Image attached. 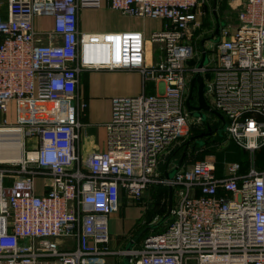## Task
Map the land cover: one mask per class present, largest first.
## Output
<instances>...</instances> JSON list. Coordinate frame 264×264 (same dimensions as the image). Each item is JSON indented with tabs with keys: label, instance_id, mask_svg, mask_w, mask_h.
<instances>
[{
	"label": "built area",
	"instance_id": "obj_1",
	"mask_svg": "<svg viewBox=\"0 0 264 264\" xmlns=\"http://www.w3.org/2000/svg\"><path fill=\"white\" fill-rule=\"evenodd\" d=\"M223 1L238 9L237 25L220 23L213 43L216 25L203 28V17ZM103 6L164 21L151 36L162 57L146 64L140 32L82 33L80 12ZM42 17L52 29L36 28ZM87 70L137 71L156 92L113 97L105 151L82 159ZM197 72L227 138L250 154L264 147V0H0V264H106L121 193L138 200L152 184L174 192L170 224L116 253L134 264H264V171L232 165L218 177L205 158L159 178L164 157L201 123L185 103ZM37 177L48 181L44 195Z\"/></svg>",
	"mask_w": 264,
	"mask_h": 264
},
{
	"label": "crops",
	"instance_id": "obj_2",
	"mask_svg": "<svg viewBox=\"0 0 264 264\" xmlns=\"http://www.w3.org/2000/svg\"><path fill=\"white\" fill-rule=\"evenodd\" d=\"M149 20V18L125 16L118 11L103 6L98 10L81 11L79 14V29L84 34L142 33L145 38V61L149 65L162 57V45L157 44L158 48L150 51L151 36L155 32L163 31L165 26V24L162 27L160 25L153 26L149 23ZM215 21L217 25L216 18ZM219 23L222 22L219 21ZM35 26L38 30H50L53 26V19L51 17L37 18ZM153 53L157 54V57ZM148 86L149 83H146L143 88L141 75L137 71L87 70L80 73L78 93L85 103V108L80 115V121L84 125V129L78 144L79 154L82 159H86L92 152L105 151V124L110 120L111 116V99L113 97L136 96L142 92L147 94ZM158 87L160 88V85ZM155 92V89H153L150 94ZM193 96L195 100L191 104L195 106L196 89L193 92ZM9 119L13 122L17 120L15 105L11 108ZM168 170L169 168L166 167L162 175L163 178H165L164 175L168 173ZM47 182L44 179L42 189L36 192L38 195H44L48 192L45 187ZM167 189L169 198V188ZM149 190H152L150 193H153V184L152 186L150 185ZM174 205L175 196L172 191V208ZM125 207L128 209L124 210ZM122 209V217H120ZM158 220V215L153 216V222L145 227L144 209L141 203L124 202L122 205L120 203L118 212L108 217L110 237L108 248L115 253L106 256V264H134L129 262L127 257L116 252L128 249L139 250L147 236L157 233ZM69 242L73 243L72 241H67V243ZM60 244L65 246L66 241H60Z\"/></svg>",
	"mask_w": 264,
	"mask_h": 264
},
{
	"label": "rangeland",
	"instance_id": "obj_3",
	"mask_svg": "<svg viewBox=\"0 0 264 264\" xmlns=\"http://www.w3.org/2000/svg\"><path fill=\"white\" fill-rule=\"evenodd\" d=\"M225 7L223 9H216L215 15H213L212 12L206 13L205 16L203 17V22L205 24L210 23V25H216L215 21V16H218L219 20L221 22H226L227 24H231L233 27L237 25V20H236V14L238 9H234L227 3H225ZM149 23L152 24L153 26H158L160 25L161 27L164 26V21L162 20H149ZM48 25V24H47ZM217 39L211 40L210 42H217ZM159 45V44H158ZM157 44H152L149 43V49L150 51L155 50V48H158ZM161 45V44H160ZM155 54V53H153ZM157 57V54L154 55ZM207 63V60L205 61V64ZM154 89V83H149L147 94H150L152 90ZM210 106V105H209ZM210 110L214 111L211 106ZM193 115V119H190V121L196 122L200 120V124L198 125H193L194 128L199 129L200 131L204 129V122L201 119H195L194 117L196 116L197 112H191ZM203 118L206 120L205 122L211 123L212 126L216 127L215 128V134L217 135V144L215 145V148H210V149H199L195 150L197 152L192 153V147H188L187 153L182 157L177 155L175 158H173L167 168L168 170V175L169 178H173L177 167L179 168H187L193 163L203 160L205 158H213L216 164V176L220 177L224 174L229 173L230 167L232 165H237L238 166V171L239 173L245 174L249 170L250 166L255 167L257 171H260L261 169L264 170V147L261 149L255 151V153L250 154L248 151L243 150L240 148L236 143L233 141L229 140L227 136L224 133V128L222 121L218 119L215 115L211 114L210 112H202ZM191 132V131H190ZM191 135V134H190ZM188 135V137L190 136ZM221 135H225L226 139L225 141L223 138H221ZM187 139V137L180 139L173 149L178 148L179 145H182V143ZM171 153V152H170ZM169 153V154H170ZM169 154H167L164 159L163 163L166 161V158L169 157ZM170 160V159H169ZM176 167V168H175ZM159 168V167H158ZM261 170V171H263ZM160 175V174H159ZM159 178H161L159 176ZM44 183V178L43 177H37L36 178V192L40 191L43 187ZM156 185H162V184H156ZM152 186V185H151ZM149 187H147L146 191L144 192L143 196L138 199H129L127 197V194L125 192H122L120 195V203L121 205L124 202L128 203H141L144 209V219H145V227L149 225V223L153 222V216L158 215V222L157 225H159L157 228L161 229L162 227L166 226L168 222L166 221L167 219L171 220V217L164 219L166 217V212H165V204L163 206H156L155 200L153 199L154 193H150ZM154 192V191H153ZM128 208L125 207L124 210H127ZM157 210V211H155ZM120 217H122V212L123 209L120 211ZM161 224V225H160ZM164 224V225H163Z\"/></svg>",
	"mask_w": 264,
	"mask_h": 264
},
{
	"label": "trees",
	"instance_id": "obj_4",
	"mask_svg": "<svg viewBox=\"0 0 264 264\" xmlns=\"http://www.w3.org/2000/svg\"><path fill=\"white\" fill-rule=\"evenodd\" d=\"M226 2H221L220 5L218 6V8L220 9H223L225 7V4ZM218 18V16H217ZM219 20V18H218ZM220 21V20H219ZM210 23H207L205 24V22H203V25L202 27L203 28H210ZM204 129H202L201 131L199 129H196L194 127H192L191 129V132H190V136L187 137V139L182 143V145H179L178 148L174 149L173 151H169V157L166 158V161L163 163L161 162L159 164V168H158V173L160 174V177L162 178V175H163V172L164 170L166 169V167L168 166L169 162L175 158L177 155L179 156H184L186 153H187V149L188 147L190 146H193L192 147V153L193 152H197L195 150H199V149H210V148H215V145L218 143L217 142V135L215 134V128L214 126H212L211 123H208V122H204ZM223 124V123H222ZM207 127H210L211 128V135L209 137H204L201 139L200 142H197V143H193V141L195 140L194 137L195 136H198L204 132H207ZM223 128H224V125H223ZM225 133V132H224ZM226 135V134H225ZM225 135H221V138H223V140L225 141L226 137ZM170 159V160H169ZM263 170V169H261ZM260 170V171H261ZM264 171V170H263ZM153 193H154V197L153 199L155 200V203H156V206H163L165 204V212H167V205H168V189L167 187L163 186V185H156V184H153ZM157 211V210H155ZM169 217H165L164 219H167ZM167 222L168 224H170L171 220L170 219H167ZM167 226H164L162 227L161 229H158L157 233H160L162 232L163 230L166 229ZM156 234V233H155Z\"/></svg>",
	"mask_w": 264,
	"mask_h": 264
},
{
	"label": "water",
	"instance_id": "obj_5",
	"mask_svg": "<svg viewBox=\"0 0 264 264\" xmlns=\"http://www.w3.org/2000/svg\"><path fill=\"white\" fill-rule=\"evenodd\" d=\"M214 15H215V12H214ZM215 18L217 20L216 29H215L213 35L211 37H209L207 40H212L214 36H218L220 23H219L217 16H215ZM204 42H205V40H202L200 42L201 45ZM206 60H207L206 55L203 54L200 62L197 65V67L202 68L205 65ZM195 89H196V96H195L196 97V105L193 106L191 103H193V101L195 100L194 96H193V92ZM185 103H186L187 109L189 111L197 112L195 117L200 118L203 122H205L206 120L203 118L202 112H210L211 114L215 115L218 119H220V121H222V123L224 124L223 117L218 112L211 111L209 105L206 103V100L204 97L203 79H202V76L199 72L195 73L194 77L190 80L189 91H188L187 99H186ZM210 135H211V128L207 127V133H202L198 136H195L194 139L198 140V139H201L205 136H210ZM164 176L166 179H169L168 173H166ZM171 209H172V190H171V188H169V198H168V207H167L166 216H169Z\"/></svg>",
	"mask_w": 264,
	"mask_h": 264
},
{
	"label": "flooded vegetation",
	"instance_id": "obj_6",
	"mask_svg": "<svg viewBox=\"0 0 264 264\" xmlns=\"http://www.w3.org/2000/svg\"><path fill=\"white\" fill-rule=\"evenodd\" d=\"M204 133H207V132H204ZM205 137H209V136H205ZM204 138V137H203ZM202 139V138H201ZM201 139H198V140H194L193 141V143H197V142H200L201 141ZM191 147H193V146H191Z\"/></svg>",
	"mask_w": 264,
	"mask_h": 264
},
{
	"label": "bare ground",
	"instance_id": "obj_7",
	"mask_svg": "<svg viewBox=\"0 0 264 264\" xmlns=\"http://www.w3.org/2000/svg\"><path fill=\"white\" fill-rule=\"evenodd\" d=\"M101 55H105L106 53L105 52H100ZM12 158H16V157H12Z\"/></svg>",
	"mask_w": 264,
	"mask_h": 264
}]
</instances>
